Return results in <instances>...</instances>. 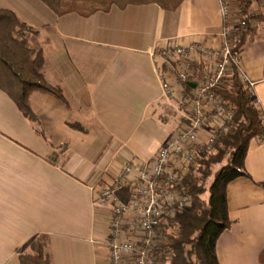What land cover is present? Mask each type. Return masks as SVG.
<instances>
[{
  "label": "crops",
  "instance_id": "1",
  "mask_svg": "<svg viewBox=\"0 0 264 264\" xmlns=\"http://www.w3.org/2000/svg\"><path fill=\"white\" fill-rule=\"evenodd\" d=\"M0 8L38 32L29 42L63 96L32 93L31 121L0 90V264H20L38 239L53 264H109L111 209L100 191L128 163L151 161L182 118L152 53L171 41L219 47L218 0H184L175 11L112 6L88 17L58 16L41 0H0ZM249 15L260 17L240 70L264 113V0L250 1ZM245 172L227 186L232 225L217 241L219 264H264V138L250 141Z\"/></svg>",
  "mask_w": 264,
  "mask_h": 264
},
{
  "label": "built area",
  "instance_id": "2",
  "mask_svg": "<svg viewBox=\"0 0 264 264\" xmlns=\"http://www.w3.org/2000/svg\"><path fill=\"white\" fill-rule=\"evenodd\" d=\"M218 7L222 19L219 47L203 42L187 47L171 41L158 55L152 53L160 58L156 70L163 94L181 107L182 118L151 161L128 163L112 184L101 189L98 201L111 209L106 240L109 264L164 263L160 251L163 226L194 205L187 176L216 152V141L233 129L235 108L218 93L225 77L237 70L252 93L254 82L240 70L235 48L241 29H256L257 20H248L242 3L235 9L234 0H218ZM253 103L258 101L253 98ZM124 184L132 192L127 201L117 194Z\"/></svg>",
  "mask_w": 264,
  "mask_h": 264
},
{
  "label": "trees",
  "instance_id": "3",
  "mask_svg": "<svg viewBox=\"0 0 264 264\" xmlns=\"http://www.w3.org/2000/svg\"><path fill=\"white\" fill-rule=\"evenodd\" d=\"M56 15L78 13L90 16L98 11H108L112 6L124 8L130 5L156 4L167 11L177 10L184 0H41ZM243 13L249 15L250 1L241 0ZM263 17V16H262ZM254 29L249 26L240 31L235 52L240 54L246 37ZM38 34L22 22L17 14L9 9L0 8V90L5 92L31 121L37 118L30 108L29 98L40 91L63 98L59 88L49 85L44 77V56L41 49L34 48L29 35ZM196 68V66H194ZM232 91H218L235 108L233 129L221 136L215 143V154L202 160L205 167L203 178L213 176L210 198L203 201L201 196L206 190L199 185L197 177L190 173L185 183L194 197V207L163 226L164 243L160 247L163 264H219L216 245L221 234L228 230L232 221L229 218L226 190L229 183L246 176L245 158L252 139L264 138V117L251 105L250 91L240 81L235 70ZM190 87L188 86V89ZM228 156V162L215 174L213 165L220 164ZM200 172V171H199ZM118 197L127 201L132 197L129 185H122ZM174 232L172 233V231ZM32 253L20 252V264H53L51 254L46 250L42 239L33 244Z\"/></svg>",
  "mask_w": 264,
  "mask_h": 264
},
{
  "label": "rangeland",
  "instance_id": "4",
  "mask_svg": "<svg viewBox=\"0 0 264 264\" xmlns=\"http://www.w3.org/2000/svg\"><path fill=\"white\" fill-rule=\"evenodd\" d=\"M29 38H30V40H31V38H32V36H30L29 35ZM33 40V39H32ZM234 73H235V69H234V71H232L231 73H229V75H227L226 77H225V79H224V81H223V85L224 86H222L221 87V89L219 90V91H225V92H227V91H232V89H233V84H234V81H233V78H234ZM246 88V87H245ZM247 89V88H246ZM249 90V89H248ZM250 91V90H249ZM250 97H251V99H253V97H252V93L250 92ZM228 101V100H227ZM230 102V101H229ZM231 103V102H230ZM251 103V105L254 107V108H256L258 111H259V113L261 114L262 113V111L259 109V105L258 104H255V103H253V100L250 102ZM232 104V103H231ZM262 116V115H261ZM264 116V115H263ZM215 153H217V151L215 152ZM214 153V154H215ZM228 156L224 159V161L223 162H221L220 164H217V165H213L212 166V168H211V173H213V174H215L217 171H219L224 165H226L227 164V162H228ZM205 169V167H204V165H203V163H202V161H201V163H200V165L197 167V169H194L191 173H193L196 177H197V179H198V181H199V185H201L205 190H206V193L205 194H203L202 196H201V199L203 200V201H207L209 198H210V187H211V185H212V182H213V176L212 177H210V178H208V179H205L204 180V178H203V174H201V171L202 170H204ZM200 171V172H199ZM113 183V182H112ZM111 183V184H112ZM99 199V198H98ZM194 207V205L192 206V208ZM191 208V209H192ZM191 209H188V210H191ZM187 210V211H188ZM186 213V212H185ZM174 232V230L172 231V233Z\"/></svg>",
  "mask_w": 264,
  "mask_h": 264
},
{
  "label": "water",
  "instance_id": "5",
  "mask_svg": "<svg viewBox=\"0 0 264 264\" xmlns=\"http://www.w3.org/2000/svg\"><path fill=\"white\" fill-rule=\"evenodd\" d=\"M193 87H195L194 85H192Z\"/></svg>",
  "mask_w": 264,
  "mask_h": 264
}]
</instances>
